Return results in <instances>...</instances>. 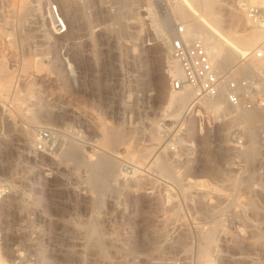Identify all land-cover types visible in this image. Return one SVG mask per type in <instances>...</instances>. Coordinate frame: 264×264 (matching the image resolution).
I'll list each match as a JSON object with an SVG mask.
<instances>
[{
  "label": "rangeland",
  "instance_id": "1",
  "mask_svg": "<svg viewBox=\"0 0 264 264\" xmlns=\"http://www.w3.org/2000/svg\"><path fill=\"white\" fill-rule=\"evenodd\" d=\"M51 3L63 36L51 30ZM68 4L0 0V70L11 87L0 93V188L9 190L0 264H264V159L228 191V141L240 122L205 102L168 104L157 26L184 23L181 0ZM215 8L222 30H252L231 22L233 0ZM262 123L264 114L250 122L255 146ZM44 131L52 141L39 152ZM110 133L122 141L107 146Z\"/></svg>",
  "mask_w": 264,
  "mask_h": 264
},
{
  "label": "built area",
  "instance_id": "2",
  "mask_svg": "<svg viewBox=\"0 0 264 264\" xmlns=\"http://www.w3.org/2000/svg\"><path fill=\"white\" fill-rule=\"evenodd\" d=\"M235 6L240 8L252 21L253 25L264 28V4L253 5L249 0H233ZM166 16L173 17L170 6L166 5ZM46 15L51 30L55 36L67 33L66 22L58 5L48 4ZM173 21V19H172ZM171 34L168 39L169 65L171 91L181 92L190 90L193 94L189 109L199 103L222 99L223 110L232 115L230 118L236 123L231 128L228 148L231 151V165L229 171L233 176L244 175L254 168L252 160L247 159L248 147L253 144V132L249 122L237 120L246 113H264V41L240 58L241 69L228 71L226 75L220 74L212 64L201 40L191 37L182 23L172 22ZM259 62L258 68L254 63ZM176 71L178 75L172 74ZM223 93L222 96L220 94ZM242 123V124H241ZM257 149L264 154V124H260L255 131ZM51 133L40 132L36 150L43 152L51 143ZM262 168V167H260ZM9 195L7 186L0 188V203Z\"/></svg>",
  "mask_w": 264,
  "mask_h": 264
},
{
  "label": "bare ground",
  "instance_id": "3",
  "mask_svg": "<svg viewBox=\"0 0 264 264\" xmlns=\"http://www.w3.org/2000/svg\"><path fill=\"white\" fill-rule=\"evenodd\" d=\"M38 1H40V0H38ZM59 2L61 3V5H63L64 8L67 9L65 11L69 10L68 0H59ZM216 2H217V0H181V4H179V6H178V16L183 18L184 23H182V24L186 27L187 33L191 37L197 38V39L202 41V43L204 44V47L206 49V52L208 53L210 60H211L212 64L214 65V67L217 69V71L220 74L226 75L225 71H227L231 67L233 68L234 63H235V66H234L235 69H241L242 66L239 63L240 58L242 56H244L247 52H251L252 50L256 49L260 45V43L262 41H264V38H263L264 28H260L256 25L254 26L252 21L246 16V14L243 11H241L240 8L236 7L238 15L234 16L231 14L232 16H234L231 18L232 19L231 22L234 21L237 24V27H238V23H243L247 27L251 26L252 30L250 32H248L247 34H244V35L235 34V32H233L234 33L233 34L231 32L232 30H230L229 33L227 31L222 30L221 28H223V27H221V28L219 27L220 26L219 22L221 21L219 19L220 16L219 15L216 16L217 14L215 12ZM249 2L253 5L264 4V0H249ZM39 10H40V7H39ZM230 17H229V19H230ZM229 19H228V21H230ZM188 22H189V24H188ZM170 25H171V22L169 20H166L164 26L163 25L157 26L159 28L158 30L160 32V34L158 32V37L161 38L162 42H164L163 45H165V46H168V39L171 37L170 36L171 34H168V32L170 33V31H169ZM227 25H230L229 22ZM166 28H167L168 32H166ZM162 31H165L167 34L166 35L161 34ZM261 38H263V40L260 43H258L261 40ZM255 45H256V47H254ZM26 63L27 64L24 63L25 64L24 67H26L28 70H30V63H28V62H26ZM259 66H260L259 62L254 63V67L258 68ZM28 72L29 71H27V73ZM172 74L178 75V73H176V71H173ZM22 76H26L28 78V76H31V75H29V74L27 75L26 71H25V74H22ZM5 81L3 78V73L0 70V93L4 92L6 90H8V92H9V89H11V87ZM173 93H175V94H173L171 96L169 103H168L169 106L174 105V103H176V104H178V106H180V104H182L185 100H188V99H191L190 100V104H191V102H192L191 97L193 96V94L190 90L186 89V90H183L181 92L173 91ZM222 95H223V93L220 94V96H222ZM206 103H208V105L210 106V109H213L214 111H218L219 108L221 107L218 113H220V111H223L222 110L223 109L222 99H218L215 101H208ZM219 103H220V106H219ZM183 105H184V103H183ZM182 107L183 106L181 105V107H178L177 109L182 108ZM223 113L224 114L221 115L222 119L227 115V113H225V111H223ZM251 114H255L254 117L256 118V115H262L264 113L254 112V113L242 114L241 116L238 117L237 120H241L244 122L246 121V122L250 123L251 121L255 120V118H253L252 120L250 119V117H252ZM31 120L33 121L34 118L32 117ZM121 138L122 137H120L118 135H112L110 133V135L105 136L104 142L107 146L112 145V144L114 145V143L116 144V143L122 141ZM146 152L147 151H145V153ZM260 153H261L260 149H257V147L252 145V146L248 147L247 159L252 160V161L264 159V154L262 156V153L261 154ZM143 154H144V152H143ZM153 162L155 164L156 159ZM156 164H157V162H156ZM91 166H93V165H91ZM98 166H100L99 168L102 169L104 174L106 173L104 176H107L108 173L111 174L110 172L112 171V166H113L111 162L104 161V163H101L100 165L98 163ZM99 174L101 175V173H99ZM239 177H240V175H236V178H233L231 180L232 185L231 184L228 185V187H229V189H227L228 191H232V192L236 191L235 188L237 187V184L240 182ZM221 186H222V189L224 190L225 189L224 183ZM253 203H254V201H253ZM205 237H204V239H205ZM203 249L204 248H202V250Z\"/></svg>",
  "mask_w": 264,
  "mask_h": 264
}]
</instances>
